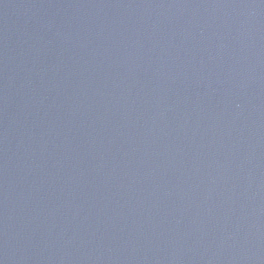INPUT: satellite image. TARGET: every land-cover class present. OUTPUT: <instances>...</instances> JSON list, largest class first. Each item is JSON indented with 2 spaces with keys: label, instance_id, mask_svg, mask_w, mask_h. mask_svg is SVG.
I'll return each instance as SVG.
<instances>
[{
  "label": "water",
  "instance_id": "water-1",
  "mask_svg": "<svg viewBox=\"0 0 264 264\" xmlns=\"http://www.w3.org/2000/svg\"><path fill=\"white\" fill-rule=\"evenodd\" d=\"M0 264H264V0H0Z\"/></svg>",
  "mask_w": 264,
  "mask_h": 264
}]
</instances>
